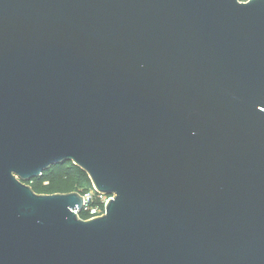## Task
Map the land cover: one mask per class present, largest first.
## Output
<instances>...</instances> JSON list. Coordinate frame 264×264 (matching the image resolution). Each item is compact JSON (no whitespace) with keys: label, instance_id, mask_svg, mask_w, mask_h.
<instances>
[{"label":"water","instance_id":"obj_1","mask_svg":"<svg viewBox=\"0 0 264 264\" xmlns=\"http://www.w3.org/2000/svg\"><path fill=\"white\" fill-rule=\"evenodd\" d=\"M0 264H264V0H0Z\"/></svg>","mask_w":264,"mask_h":264},{"label":"trees","instance_id":"obj_2","mask_svg":"<svg viewBox=\"0 0 264 264\" xmlns=\"http://www.w3.org/2000/svg\"><path fill=\"white\" fill-rule=\"evenodd\" d=\"M26 183L38 194L71 191L82 193L92 188L87 174L70 161L51 165L39 177L32 178Z\"/></svg>","mask_w":264,"mask_h":264},{"label":"built area","instance_id":"obj_3","mask_svg":"<svg viewBox=\"0 0 264 264\" xmlns=\"http://www.w3.org/2000/svg\"><path fill=\"white\" fill-rule=\"evenodd\" d=\"M43 183L45 184L46 182L44 181ZM80 195L83 200V206L81 210L78 211L77 209H74L73 211L78 215L79 218L84 220L104 214L105 205L109 199L112 198L111 195L96 192L93 188L80 193Z\"/></svg>","mask_w":264,"mask_h":264}]
</instances>
